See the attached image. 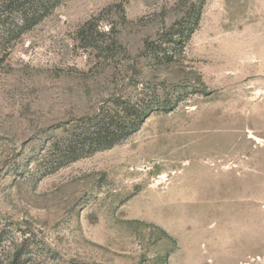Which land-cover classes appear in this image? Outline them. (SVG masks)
<instances>
[{"label":"rangeland","instance_id":"1","mask_svg":"<svg viewBox=\"0 0 264 264\" xmlns=\"http://www.w3.org/2000/svg\"><path fill=\"white\" fill-rule=\"evenodd\" d=\"M198 13L156 66L146 43ZM94 17L105 59L76 40ZM142 85L187 98L40 176L54 127ZM0 264H264V0H64L0 57Z\"/></svg>","mask_w":264,"mask_h":264},{"label":"trees","instance_id":"2","mask_svg":"<svg viewBox=\"0 0 264 264\" xmlns=\"http://www.w3.org/2000/svg\"><path fill=\"white\" fill-rule=\"evenodd\" d=\"M63 1L0 0L1 59H6L15 43L48 18ZM198 21L199 13L187 24L176 22L167 36L146 43L145 55L156 66L172 63L176 56L183 54ZM76 40L80 48L94 50L97 59L107 58L108 52L118 45L113 36L108 37L101 31L98 17L91 18L78 29ZM186 98V93L176 88L146 85L129 97L111 96L96 113L72 118L54 127L53 134L34 159L37 172L45 177L80 159L110 150L136 134L151 115L170 113Z\"/></svg>","mask_w":264,"mask_h":264}]
</instances>
